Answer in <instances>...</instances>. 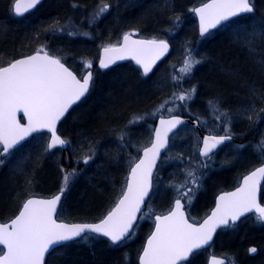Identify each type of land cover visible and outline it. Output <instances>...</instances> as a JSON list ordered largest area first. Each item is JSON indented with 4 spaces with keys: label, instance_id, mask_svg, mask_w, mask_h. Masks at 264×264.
<instances>
[{
    "label": "trees",
    "instance_id": "16d2710c",
    "mask_svg": "<svg viewBox=\"0 0 264 264\" xmlns=\"http://www.w3.org/2000/svg\"><path fill=\"white\" fill-rule=\"evenodd\" d=\"M11 1L0 0V65L44 48L80 77L84 71L74 59L89 58L94 61V68L90 93L59 126V133L70 141L67 149L46 151L49 135L43 132L32 136L8 157H0L6 160L0 167V221L13 218L29 196L51 195L59 178L73 172L74 181L69 190H64L59 219L69 222L101 219L121 196L130 166L139 159L141 149L150 143L157 117L161 115L190 117L199 122L204 133L230 131L239 141L225 146L246 147L228 154L229 166L249 162L234 171L235 174L264 159V112H261L264 109V72L258 66L259 59L264 57V48L257 39L254 56L242 44L248 34L264 32V0H254L253 13L233 19L204 38L199 35L192 10L206 0H45L23 18L11 14ZM104 5L108 6L107 11L95 16L99 11L92 10ZM68 20L92 26L86 35L71 32L62 35L50 30ZM130 29L139 30L141 37L167 39L172 46L168 57L147 77L130 61L106 70L98 69L101 48L118 43L121 35ZM189 49L201 63L177 84L173 77L182 75L180 69ZM192 88H195L192 99H174L175 95ZM210 101L228 116L217 120ZM165 102L175 104L177 110L174 113L158 111ZM249 115H252L251 120ZM137 117L143 119L133 122ZM228 120L230 123H226ZM182 132L183 136L176 138ZM178 133L171 144L175 143L180 160L191 155L202 159L198 154L201 141L198 131L186 125ZM252 150L255 151L254 159L249 154ZM86 156H92L88 163L83 160ZM170 166L172 169L167 167L164 177L171 184L154 202H161L165 192L168 201L155 214L167 211L175 200L176 193L170 185L186 181L179 179L180 176L168 175L173 170ZM221 173L214 172L208 180L203 170L196 172L199 187L193 186L194 200L204 193L201 191L203 183L208 181L207 188ZM230 186L232 184L226 183L222 187ZM211 200L204 210L211 207L214 196ZM149 218L152 220L153 215ZM143 226L145 222L139 224L132 239L119 245H112L101 236L93 238L94 234L86 241L78 239L66 243L50 253L46 264H136L151 229L149 226L146 235L141 237ZM251 235V240L242 242L243 258L240 260L243 264H264V231H252ZM224 242L227 244V240ZM250 245L258 248L256 257L248 256L246 251Z\"/></svg>",
    "mask_w": 264,
    "mask_h": 264
},
{
    "label": "snow or ice",
    "instance_id": "6c2138e0",
    "mask_svg": "<svg viewBox=\"0 0 264 264\" xmlns=\"http://www.w3.org/2000/svg\"><path fill=\"white\" fill-rule=\"evenodd\" d=\"M41 0H12V12L23 16L34 9ZM104 5L96 15L107 11ZM200 20V35L203 37L210 28H216L221 22L234 17L254 12V0H210L202 7L192 10ZM179 17H177V20ZM131 33L122 37L120 47L109 45L104 47V57L99 61L101 68H108L116 60L131 57L142 66L146 76L152 71V66L168 50L166 40H132ZM264 48V32H252L242 41L243 47L250 55H256V41ZM43 49L34 55L15 59L0 65V157L9 154L26 136L33 132L46 129L49 133V143L46 151L59 148L65 149L70 141L61 138L56 133L57 122L68 110L89 91L93 80L92 63L84 61L85 74L81 77L69 70L60 58L50 56ZM201 61L195 59L189 49L180 69L182 75L173 77L178 84L180 79L190 74ZM258 66L264 72V57L258 61ZM253 91H255L253 89ZM195 88L182 91L174 99L186 101L192 99ZM264 98V97H262ZM209 106L217 120L227 117L212 101ZM163 107V105L161 106ZM23 113L27 123L22 124L17 118ZM255 114V110H252ZM264 112V109H261ZM143 117H137L133 122H139ZM252 119V115L248 116ZM183 121L179 117L160 120L161 127L154 130V139L150 146L143 149V158L134 161L129 169L120 198L107 214L95 224H64L57 223L55 213L57 204L67 188L70 177L75 173H66L63 177V187L60 194L51 199L27 198L21 206L18 215L10 223H0V264H44L45 254L55 250V246L76 238L88 240L90 234L107 237L112 245H118L132 238L137 221V214L144 219L142 205L152 188V173L162 149L168 146V133ZM230 123V120L226 121ZM120 139H123L121 137ZM232 139L230 131L223 136H210L204 139L200 154L211 159L210 153L218 145ZM92 156L83 158L88 163ZM0 159V164H3ZM208 163L201 161L200 167L207 168ZM188 179L179 185H170L176 193L174 206L167 214L155 215L150 206L147 211L154 216V231L147 240L140 257V264H178L188 261L189 255L195 249H201L212 240L213 233L220 225H229L246 213L258 214L257 219L264 222V206L258 202L261 181H264V164L254 169L249 175L242 177V184L233 192L219 196L216 209L202 223H189L183 208L185 201L191 204L195 191L199 187V177L196 171L186 173ZM29 185L31 181L27 182ZM255 252L256 249H250ZM211 264H224V259L213 257Z\"/></svg>",
    "mask_w": 264,
    "mask_h": 264
},
{
    "label": "rangeland",
    "instance_id": "374dc122",
    "mask_svg": "<svg viewBox=\"0 0 264 264\" xmlns=\"http://www.w3.org/2000/svg\"><path fill=\"white\" fill-rule=\"evenodd\" d=\"M129 1L137 2L139 0H129ZM11 4H12V1H11ZM94 11L98 12L99 9L96 8L95 10H92V12H94ZM11 14L13 15V13H11ZM94 15L97 16L96 14H94ZM87 19L90 20L88 17H87ZM225 25H227V24H225ZM89 26L91 27L92 25L90 24V25L83 26L81 24H76V23H73V21L68 20V22H66L65 24L61 23V24L57 25L56 27H50V30H52L54 33L56 31H58L57 34H62V35H67L68 32L69 33L70 32L75 33V34L77 33V35H83V34L86 35V33L88 32ZM56 28H57V30H56ZM127 32H132L135 35H140V32L137 29H130V30H127ZM214 32L215 31H213L212 33H214ZM212 33H210V34H212ZM210 34H208L204 37H207ZM204 37H202V38H204ZM39 49L45 50L44 48H39ZM84 61H90L92 63V68H94V61L89 59V58L81 59V60H76V59L73 60V62L77 63V65H79V67H81L85 73V69L83 68ZM162 105H163V107H161ZM157 110L160 112L166 111L168 113L169 112L174 113L177 110V107L175 104H170L169 102H165V103L161 104L157 108ZM216 127L217 126L214 125V129ZM175 136H176V134H175ZM182 136H183V132L181 134L178 133L176 138L177 137L180 138ZM174 145H175V143H174ZM174 145L171 144L168 151L166 152V156L163 157V159L161 160V162L158 166L159 168H157V171L155 173L153 191L151 193V197L147 203V206H150L152 211L155 212L159 208H161L162 206H165L167 204V201H168V199H167L168 193L167 192H165V195H164L161 202L158 201L157 203H155L154 201H155L156 197H158V194L161 193L165 188H167L168 184H171V183H169V181H166V178L164 177V173L166 171V168L167 167L171 168L170 164L173 166V170L170 171L171 174L169 173L168 175H172L173 178H177V176H180L179 179H181V180H186L188 178L186 176V173L189 170H194L196 172L203 170V172L206 175V177L208 178V180L213 176L214 172L220 171V173H221L223 171L221 173L223 176L218 175L216 181L214 183H212L210 186L208 185L207 188H206V183H208V181L206 183H203V187H202L201 191L204 193L201 195V197H199V199L194 200L195 196L193 197V195L191 194L192 195L191 204L188 205L185 202L187 205L188 214L190 215V217L195 219V220H199V219L204 217L207 210L209 209V208H207L206 210H204L205 207L207 206V204L211 203L212 197L214 196V198H215V196L217 195V193L219 191L225 189V187H222V186L226 183L227 184H233L234 182H236L237 174H235L234 171H236L237 169L240 170L241 168H243L247 164H249V162H248L246 164H239L238 166H233V167L229 166L231 164V162H230V159L228 158V154L232 151L234 153H238V151L240 152L246 146H241V145H232V146H228V147L225 146V147L221 148L216 154L211 156L210 160L208 158L207 159H199L196 156L192 157V155L190 158H186L185 160H180V156H178V154L176 153V148ZM199 148H200V146H199ZM199 148H198V151H199ZM249 154L251 155L250 157H252V155H253V159H254L255 151L252 150V152H249ZM251 159L252 158H250V161H251ZM3 161L4 162H3V164H0V167H3V165L6 163V160H3ZM201 161L208 163L209 166L207 168H201L200 167ZM229 170H230V172L226 173V171H229ZM61 173L63 174L62 170H60V174ZM1 174H2V172H0V175ZM62 177L63 176H61L59 178L56 187L53 190H51V191H53V193L51 195L57 193L63 187V178ZM72 181H74V178L70 177V181L68 183L67 188H65V190H69L68 187L70 186V184H72ZM75 181H77V180H75ZM215 188L216 189L218 188L216 193L214 192ZM36 195H39V194H36ZM172 204H173V201L170 203L168 209H166V210H169L172 207ZM150 215H151V213H149L146 209L144 219H141V222H146L149 220V222H147L149 225L142 227V229L139 233V236H141V237H144V235H146V233L148 231L149 226H152L151 225L152 220H151V218H149ZM61 220H62V218H61ZM141 222L140 221L138 222V224L135 228V232H136L137 227L139 226V224ZM149 231H148V233H149ZM148 233H147V235H148ZM251 234H252L251 227L250 228H244L240 232L236 231V232H230L229 234H224L223 237L221 236L219 238V240L217 242L216 249L226 247L228 250H232L233 253H232V255L229 254V256H231V259L233 257L235 260H237L238 263H240L239 259L243 258L242 252H240V249L242 248V242L247 241V240H251L252 239ZM133 237L134 236L132 235V238ZM127 240H130V239H127ZM225 240H227V244H226V242H224Z\"/></svg>",
    "mask_w": 264,
    "mask_h": 264
},
{
    "label": "water",
    "instance_id": "95a60500",
    "mask_svg": "<svg viewBox=\"0 0 264 264\" xmlns=\"http://www.w3.org/2000/svg\"><path fill=\"white\" fill-rule=\"evenodd\" d=\"M43 1H44V0H41V3H42ZM207 2H210V0H206V1L202 2V3H199L198 5L195 6V8L202 7L203 4H204V3H207ZM41 3H40V4H41ZM38 5H39V4H38ZM38 5H37V6H38ZM37 6H36V7H37ZM36 7H35V8H36ZM35 8H34V9H30V10H29L28 12H26V13H29V12L35 10ZM195 8H194V9H195ZM254 10H255V7H254ZM26 13H24V14H26ZM194 15H195L196 20H197V27H198V32H199V35H200V31H199V28H200V20H199V16H198V14H196V13H194ZM246 15H247V14H246ZM241 16H243V15H241ZM19 17H21V16H19ZM236 18H238V17H234V18H231V19L228 20V21L221 22V24H220V25H217L216 28H210V29H209V32L206 33L204 36H206V35L212 33L213 31L219 29V28L222 27L223 25L229 23L230 21H232L233 19H236ZM126 33H131V34H132V35H131V39H132V40H145V41H147V40H151V39H153V38L141 37V36H138V35L133 34L132 32H126ZM126 33H125V34H126ZM123 36H124V35H123ZM123 36H122V37H123ZM200 36H201V35H200ZM204 36H203V37H204ZM155 39H157V40H161L162 38H155ZM162 40H166V41H167V43H168V50H167V52H165V53H164V54H163L158 60H156V62H155L154 65L152 66V71L149 72L146 76L143 74L142 66H141V65H138V64L136 63V61H135L134 59H132L131 57L126 58V59H123V60H119V59H118V60L115 61V63L110 64L108 68H101V67L99 66V61L104 57V51H103V49H104V47L109 46V45H106V46L102 47V49H101V51H100V57H99V60H98V62H97V67H98V69H100V70H106V69H109V68H111V67H114V66H116V65H118V64H121V63H124V62H128V61H130V62H133V63H134L139 69H140V71L142 72V75H143V76L147 77V76H149V75L155 70V68H156V67H157V66H158V65H159L164 59H166V58L168 57V55H169L170 52H171V49H172L171 43H170L167 39H162ZM122 44H123V40H122V38H121V40H120V42H119L118 44H112V45H114V46H116V47H120ZM36 52H37V51H35V52H33V53H30V54H27V55H24V56H21V57H18V58H16V59L25 58V57H27V56H29V55H34ZM43 52H47L50 56L57 57V56H55V55H52V54L49 53L48 51L43 50ZM43 52H41V55H43ZM57 58H59V57H57ZM14 60H15V59H14ZM14 60H13V61H14ZM61 62L64 63L62 60H61ZM64 64H65L66 67L69 68V70H71L72 72H74V71H73V70H72V69H71L66 63H64ZM4 66H7V65H4ZM74 73L77 75L76 72H74ZM84 74H85V73H84ZM92 75H93V69H92ZM77 77L79 78L80 76L77 75ZM92 83H93V80H92ZM92 83H91V85H90V87H89V91L85 94V96L82 97L79 101H77L74 105H72V107L68 110V112L65 113V115H64L63 117H61V119L57 122V124H56V133H57V135L61 136V138H63L62 135L59 133V126H60L61 122L67 117V115L70 113V111H71L75 106H77L82 100H84V99L88 96V94L90 93L91 87H92ZM172 117H179V119H181V120L183 121V123H182V124H178L175 128L172 129V131H170V132L168 133V146H167V148L161 150L160 157L157 159V162H156V167L153 169V173H152V188H151L150 191H149V196L145 198V205H147V202H148V200H149V198H150V196H151L152 190H153V180H154V175H155V173H156V171H157L158 165H159L160 161L162 160L164 154L166 153V151H167V149H168V147H169V145H170V140H171L172 136H173V135H174V134H175V133H176V132L182 127V126H184V125H186V124H190V125H192V126H193V127L199 132V134H200V136H201V146H200L199 154H200V152H201V150H202V148H203V141H204L205 138L210 137V136H223V135H225V134L204 133V132H202L201 127H200V125H199V122H198L197 120L191 119L190 117H186V116H182V115H177V114L169 115V116H160V117H158L157 120H156V124H155V128H154V130H155V129H159V128L161 127V125H160V120H161V119H163V120H169V119H171ZM17 118L20 120V122H21L22 124H26V123H27L26 117L24 116V114H23L22 112L17 114ZM43 132H46V133L50 136V133H49L46 129L41 130V131H39V132H33V133H31L30 135L26 136L22 141H20V143H19L18 145H16L13 149H10V150H9V154H6V155L3 156V157H7L8 155H10L15 149H17L18 147H20L23 143H25V142H26L28 139H30L32 136H34V135H36V134L43 133ZM231 136H232V135H231ZM63 139H64V138H63ZM153 139H154V133H153V138H152V140H153ZM237 141H238V139L232 136V139H231V140H229V141H225L224 144L218 145L215 149H213L212 152L210 153V156H211L212 154H214L215 152H217V151H218L221 147H223L226 143L237 142ZM49 142H50V141H48V143H49ZM149 146H150V144H149L148 146H146V147H149ZM67 147H68V146H67ZM67 147H66L65 149H67ZM146 147H145V148H146ZM56 149H58V148H56ZM65 149H64V150H65ZM53 150H55V149L50 150V152L53 151ZM200 155H201V154H200ZM201 156H202V155H201ZM202 157H204V156H202ZM140 158H143V150H142V152H141V154H140L139 159H140ZM139 159H138V160H139ZM138 160H137V161H138ZM262 164H264V163H262ZM262 164H261L260 166H258V167H261ZM258 167H257V168H258ZM250 173H251V172H250ZM250 173H248L247 175H249ZM128 175H129V173H128ZM245 176H246V175H245ZM127 177H128V176H127ZM262 182H263V181H261V184H260V191H261V185H262ZM241 184H242V180H241V183L239 184V186H240ZM239 186H237V187H239ZM237 187H235V188H233V189H231V190H225V191L220 192V193L217 195V197H216L214 207L212 208V210L210 211V213H209V214H208V215H207V216H206L201 222L196 223V224L199 225L200 223H202V222H203L205 219H207L208 216L211 215V213L216 209V206H217V204H218V202H219V196H220V195H222V194H224V193H227V192H233V191H235V190L237 189ZM260 191H259V193H258V202H259V203H260ZM58 194H60V192L55 193V194H53V195H49V196L33 195V196H29L28 198L31 197V198H36V199H51V198L55 197V196L58 195ZM63 199H64V193H63V195L61 196V199H60L59 203L57 204V209H56V213H55V219L57 220V223H64V224H69V225H72V224H95V223H98V222L100 221V219L97 220V221H76V222H68V221H64V220H59V219H58V212H59L60 207H61V205H62ZM181 203L184 204L183 211H184L185 217L189 220V223H195V222L191 221V219L189 218L188 213H187V210H186V207H185V203H184L183 200L181 201ZM260 204H261V203H260ZM145 205H142V212H144V210L146 209V206H145ZM173 206H174V201H173V204H172V208H173ZM261 206H263V205L261 204ZM113 207H114V206H113ZM172 208H171V209H172ZM171 209H170V210H171ZM167 212H168V211H167ZM167 212L162 213V214H167ZM106 214H107V213H106ZM162 214H156V215H162ZM249 214H251V213H246L244 216L249 215ZM16 215H18V213H17ZM16 215H15V216H16ZM15 216H14L13 218H11L10 220H8V221H0V223H10L11 220L15 218ZM244 216H241V217H240L238 220H236L234 223L238 222V221H239L241 218H243ZM102 218H103V217H102ZM102 218H101V219H102ZM139 218H140V213L137 214V221H136V223L133 225L134 228H135V226H136V224H137ZM230 223H233V222H232V221H229V224H230ZM226 226H228V225H220L219 227H217L216 230H215V232L213 233L212 240L209 242L208 245H205L203 248L209 247V246L211 245V243L213 242V240H214V238H215V235L217 234L218 230L221 229V228H223V227H226ZM153 231H154V227H153L151 233H152ZM151 233H150V234L148 235V237L146 238L145 243H144V246H143V249H144V247L146 246L147 240H148V238L150 237ZM94 235H96V234H94ZM101 237H103V236H101ZM103 238L108 239L107 237H103ZM78 239H80V238H76V239L73 240V241H76V240H78ZM69 242H72V241H69ZM69 242H65V243H63V244L56 245V246H55V249L58 248L59 246H62V245H64V244H66V243H69ZM2 247H3V246L0 245V248H2ZM203 248H201V249H203ZM197 250H200V249H195V250H193V252H195V251H197ZM52 251H53V250H50V253H51ZM142 254H143V250H142V252H141V254H140V257L142 256ZM191 255H192V253L189 255V258L191 257ZM48 256H49V254L46 253V254H45V258H44V264H46V261H47ZM213 257H215V258H217V259H224V264L226 263V259H225L223 256L212 255V256L210 257L209 264H211ZM189 258H188V260H189ZM181 262H184V261H180V262H178V264H180ZM139 264H140V258H139Z\"/></svg>",
    "mask_w": 264,
    "mask_h": 264
},
{
    "label": "flooded vegetation",
    "instance_id": "af4514ba",
    "mask_svg": "<svg viewBox=\"0 0 264 264\" xmlns=\"http://www.w3.org/2000/svg\"><path fill=\"white\" fill-rule=\"evenodd\" d=\"M44 2H45V0L42 3H44ZM41 4H39L35 8V10ZM35 10H33V11L27 13V14H30V13L34 12ZM13 16L16 17V18H21L19 16L14 15V14H13ZM113 44H116V43H113ZM217 152H215L214 154H216ZM214 154H212L211 156H213ZM262 163H264V159L258 161L255 165L247 168L242 173L237 174L236 182H234L232 184V186L227 187L224 190L219 191L217 193V195L220 192H222V191L231 190V189L239 186V184L241 183L242 177L245 176V175H247L248 173L252 172L254 169H256L258 166H260ZM217 195L214 198L213 204L211 205V207H209V209L207 210V212H206V214L204 215L203 218H201L199 220H195V219L191 218L190 215L188 214V216L191 219V221H193L195 223L201 222L210 213V211L214 207V204H215V200H216ZM260 202L264 206V181L262 182V185H261ZM185 207H186V210H187V213H188V209H187L186 204H185ZM146 209H147V207H146ZM169 210H167V211H169ZM145 211H144V213H145ZM167 211H165V212H167ZM160 214H162V213H160ZM257 215L258 214L251 213V214L246 215L243 218H241L238 222L234 223V225H233V223H230L228 226L219 229L218 232H217V234L215 235V238H214L213 242L211 243V245L209 247H206V248H203V249H200V250H197V251L193 252L188 261L181 262L180 264H209V260H210V257L212 255L223 256L226 259V263L225 264H233V263L234 264H243V262L240 259H239L240 263H238L237 260H236V262L235 261H232V260H235V259L233 257L231 259V256H229V253H228L229 250L226 247L220 248V249H216L217 242H218V240H219V238L221 236L222 237L224 236V234H229L230 232H236V231L237 232L238 231L240 232L244 228H250L251 227V231L263 232L264 231V222L259 221L257 219ZM139 221L141 222V219L140 218H139L138 222ZM138 222H137V224H138ZM151 222H152V224H151L152 226H151V229H150V232L148 233V235L151 233V231H152V229L154 227V220H152ZM137 224H136V226H137ZM136 226H135V228H136ZM148 235H147V237H148ZM146 238H145V240H146ZM144 243H145V241H144ZM143 246H144V244H143ZM143 246H142L141 251H140V253L138 255L137 263L136 264H139V258H140V254H141V252L143 250ZM252 248H255L256 249V251L254 253L250 251V249H252ZM246 252H247L248 256H250V257H254L255 256L256 257L258 255V248L256 246H254V245H250V246H247V251Z\"/></svg>",
    "mask_w": 264,
    "mask_h": 264
},
{
    "label": "bare ground",
    "instance_id": "6f19581e",
    "mask_svg": "<svg viewBox=\"0 0 264 264\" xmlns=\"http://www.w3.org/2000/svg\"><path fill=\"white\" fill-rule=\"evenodd\" d=\"M197 5H198V4H197ZM194 8H195V7H194ZM194 8H193V9H194ZM10 12L12 13V4L10 5ZM27 15H28V14L26 13V14H24L23 16H21V18L26 17ZM126 32H127V31H125V32L121 35L120 40H121L122 36H123ZM120 40H119V41H120ZM107 45H108V44H107ZM105 46H106V45H105ZM103 47H104V46H103ZM101 49H102V48H101ZM97 62H98V61H97ZM92 69H93V68H92ZM170 115H174V114H170ZM177 115H178V114H177ZM161 116H169V115H161ZM159 117H160V116H159ZM186 117H187V116H186ZM157 118H158V117H157ZM186 125H190V124H186ZM186 125L182 126L178 131H180V130H181L183 127H185ZM199 125H200V124H199ZM191 126H192V125H191ZM192 127H193V126H192ZM154 128H155V127H154ZM193 128H194V127H193ZM194 129H195V128H194ZM178 131H177L175 134H177ZM153 133H154V130H153ZM153 133H152V138H153ZM198 133H199V132H198ZM175 134H174V135H175ZM174 135H173V136H174ZM199 135H200V134H199ZM173 136H172V138H173ZM233 137H234V136H233ZM172 138H171V139H172ZM200 139H201V136H200ZM28 140H29V139H28ZM151 141H152V139H151ZM238 141H239V140H238ZM238 141H237V142L226 143L225 145H227V144L238 143ZM149 144H150V143H149ZM149 144H148V145H149ZM148 145H147V146H148ZM170 145H171V140H170ZM170 145H169V147H170ZM225 145H224V146H225ZM200 146H201V141H200ZM145 147H146V146H145ZM145 147H144V148H145ZM169 147H168V149H169ZM144 148H143V149H144ZM143 149H141V152H142ZM168 149H167V151H168ZM167 151H166V152H167ZM199 151H200V148H199ZM199 151H198V154H199ZM49 152H50V151H49ZM51 152H52V151H51ZM140 154H141V153H140ZM165 154H166V153H165ZM8 156H9V155H8ZM8 156H7V157H8ZM199 156H200V158H202V159H207V157H202L200 154H199ZM1 158L3 159V158H6V157H1ZM250 167H251V166H250ZM31 196H33V195H31ZM260 203H261V202H260ZM155 215H156V214H155ZM152 220H154V216H153ZM147 222H149V220L145 222V226H146V225H149ZM228 253H229L230 255H232L233 252H232V250H229ZM233 261L236 262V260H233Z\"/></svg>",
    "mask_w": 264,
    "mask_h": 264
}]
</instances>
